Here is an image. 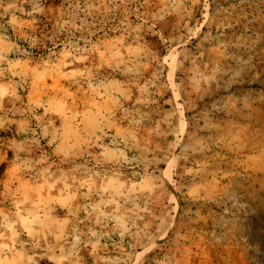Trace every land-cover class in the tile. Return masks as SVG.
<instances>
[{
    "label": "rangeland",
    "instance_id": "obj_1",
    "mask_svg": "<svg viewBox=\"0 0 264 264\" xmlns=\"http://www.w3.org/2000/svg\"><path fill=\"white\" fill-rule=\"evenodd\" d=\"M0 264H264V0H0Z\"/></svg>",
    "mask_w": 264,
    "mask_h": 264
}]
</instances>
